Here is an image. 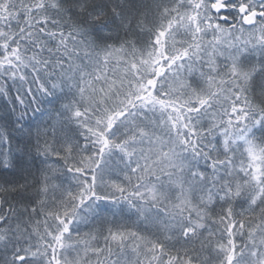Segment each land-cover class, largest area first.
<instances>
[{
  "label": "snow or ice",
  "instance_id": "6c2138e0",
  "mask_svg": "<svg viewBox=\"0 0 264 264\" xmlns=\"http://www.w3.org/2000/svg\"><path fill=\"white\" fill-rule=\"evenodd\" d=\"M0 264H264V0H0Z\"/></svg>",
  "mask_w": 264,
  "mask_h": 264
}]
</instances>
